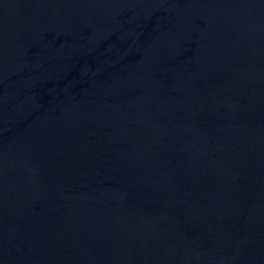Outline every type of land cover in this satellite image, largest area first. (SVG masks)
<instances>
[{"label": "water", "instance_id": "water-1", "mask_svg": "<svg viewBox=\"0 0 264 264\" xmlns=\"http://www.w3.org/2000/svg\"><path fill=\"white\" fill-rule=\"evenodd\" d=\"M0 264H264V0H0Z\"/></svg>", "mask_w": 264, "mask_h": 264}]
</instances>
